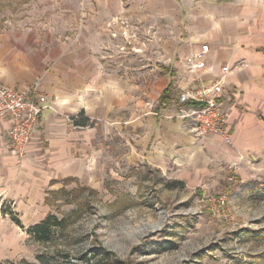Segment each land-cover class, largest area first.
<instances>
[{"label": "crops", "instance_id": "0c3cea01", "mask_svg": "<svg viewBox=\"0 0 264 264\" xmlns=\"http://www.w3.org/2000/svg\"><path fill=\"white\" fill-rule=\"evenodd\" d=\"M172 1L134 0L130 12L121 0L110 1L113 9L86 6L68 17V28L0 30V83L18 91L36 84L46 99L22 161L24 173L44 167L48 179L75 177L79 161L93 160L97 141L107 146L114 137L127 148L129 162L146 164L188 187L206 184L218 177L222 164L238 159L221 136L197 137L192 124L176 116L177 98L196 85L185 59L206 45L199 75L205 83H223L219 104L235 144L243 128L242 107L263 71L264 0H175L176 26ZM125 18L141 27L128 42L130 59L122 56L110 64L107 52L125 43L119 23ZM223 67L229 69L225 75ZM170 82L171 102L159 108ZM82 120L85 126L74 125ZM7 126L0 121L1 184L17 162L4 149Z\"/></svg>", "mask_w": 264, "mask_h": 264}, {"label": "rangeland", "instance_id": "374dc122", "mask_svg": "<svg viewBox=\"0 0 264 264\" xmlns=\"http://www.w3.org/2000/svg\"><path fill=\"white\" fill-rule=\"evenodd\" d=\"M110 1L118 0H0V30L68 28V17L86 6L113 9ZM121 1L132 11L134 0ZM171 5L176 26L179 7ZM119 23L125 43L107 52L110 64L130 59L128 42L141 27L131 18ZM261 66L242 107L243 128L229 145L238 159L199 187L129 162L115 137L107 146L97 141L91 162L78 157L75 177L48 179L44 167L27 174L14 161L0 182V264H264V59ZM220 195L227 202L213 215L205 201ZM45 219L38 239L30 230Z\"/></svg>", "mask_w": 264, "mask_h": 264}, {"label": "built area", "instance_id": "2783aa9c", "mask_svg": "<svg viewBox=\"0 0 264 264\" xmlns=\"http://www.w3.org/2000/svg\"><path fill=\"white\" fill-rule=\"evenodd\" d=\"M207 46L189 55L185 65L189 74L194 76L196 85L181 92L177 98L176 116L192 124V131L199 138L219 135L227 145H231L230 134L226 131V116L219 104L223 94V83L220 79L205 83L199 72L205 68ZM227 67L220 70L222 75L228 72ZM46 99L36 84L24 91H18L0 83V121L7 123L5 147L7 152L21 162L26 157L28 144L34 138L40 113L45 107ZM208 210L214 215L215 206L222 209L227 196L220 195L205 201ZM200 213V212H199Z\"/></svg>", "mask_w": 264, "mask_h": 264}, {"label": "trees", "instance_id": "16d2710c", "mask_svg": "<svg viewBox=\"0 0 264 264\" xmlns=\"http://www.w3.org/2000/svg\"><path fill=\"white\" fill-rule=\"evenodd\" d=\"M171 88H172V82L169 83L168 87L161 94V96L159 98V104H158L159 108H162L171 102ZM86 122H87V120L74 121V125L85 126ZM176 183L180 186H183L182 182L177 181ZM48 224H49V220L45 219L40 224L32 227L30 232L34 236L38 237V239H40L41 238L40 235H44L46 233V231H47L46 229H47Z\"/></svg>", "mask_w": 264, "mask_h": 264}]
</instances>
